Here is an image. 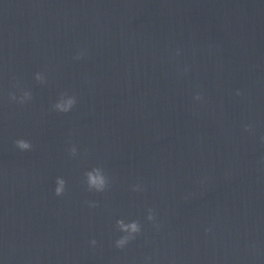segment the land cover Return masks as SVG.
<instances>
[{
  "label": "clouds",
  "instance_id": "clouds-1",
  "mask_svg": "<svg viewBox=\"0 0 264 264\" xmlns=\"http://www.w3.org/2000/svg\"><path fill=\"white\" fill-rule=\"evenodd\" d=\"M237 94H239V93H237ZM196 99L197 100H199V99H201V97L198 95L197 97H196ZM250 128H251V126H248L247 128H246V130H250ZM16 145H17V147H19L20 149H28V148H30V144L28 143V142H26V141H24V140H18V141H16ZM91 182L92 183H96V180L94 179V178H91ZM63 182L61 181V184H62ZM61 192H62V188H56V190H55V194L57 195V196H59L60 194H61ZM131 228H132V230L133 231H136L137 230V228H136V224H132L131 225ZM92 243L93 244H95V241H92ZM121 243H123V241H121Z\"/></svg>",
  "mask_w": 264,
  "mask_h": 264
}]
</instances>
